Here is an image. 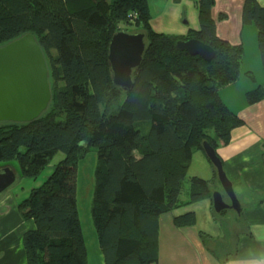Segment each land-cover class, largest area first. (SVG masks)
I'll use <instances>...</instances> for the list:
<instances>
[{"label": "trees", "instance_id": "1", "mask_svg": "<svg viewBox=\"0 0 264 264\" xmlns=\"http://www.w3.org/2000/svg\"><path fill=\"white\" fill-rule=\"evenodd\" d=\"M190 1L198 28L178 35L152 28L147 0H0V45L32 34L50 85V102L38 118L0 122V162L16 161L21 178L37 179L63 154L40 185L18 198L21 216L34 223L22 235L26 264H88L76 183L77 163L90 149L96 163L89 215L104 264H157L160 215L211 200L214 178H189L186 193L183 186L202 143L217 154L243 124L219 96L238 79L243 49L216 34L214 0ZM241 20L256 28L264 71V5L243 0ZM120 24L145 34L128 92L113 85L107 59ZM188 38L209 45L213 58L175 48ZM263 97V85L245 94L247 104ZM172 223L192 226L196 215L185 211Z\"/></svg>", "mask_w": 264, "mask_h": 264}, {"label": "crops", "instance_id": "2", "mask_svg": "<svg viewBox=\"0 0 264 264\" xmlns=\"http://www.w3.org/2000/svg\"><path fill=\"white\" fill-rule=\"evenodd\" d=\"M257 1L264 5V0ZM181 3L185 6H193L196 10L190 0H181ZM242 4L243 0H214L210 9L216 34L231 44L241 45L243 49L238 79L219 90L221 100L230 111L242 119L243 124L233 128L229 142L217 149L223 170L232 187L235 188L236 196H241L237 197L241 208L238 213L239 218L233 223L241 219L242 226L238 232L228 228L227 239L230 242L228 243L230 250L217 251L216 241L221 237L222 232L220 229L221 233L217 230L208 232L197 226L196 211L189 209L188 206L198 202L161 214L157 264H256L264 258V97L253 104H247L245 98L247 91L258 85L264 86V71L257 46L256 28L250 23L243 24L241 20ZM152 20L154 17L151 15L150 21ZM184 22L188 24L186 19ZM197 28L198 20L197 26L195 25L193 29ZM188 29L177 28L174 32L166 33L183 35ZM245 72L251 73L253 80L248 78ZM194 158L198 161L199 168L204 167L205 171L200 169L192 171V175L184 182L183 192L186 193L189 189V178L193 176L205 180L214 178L216 186L213 188L217 189L219 184H216L218 180L214 175V168L203 151L194 153L192 160ZM185 193L180 197L183 201L186 199ZM6 195H10L11 200L5 198ZM18 198V194L8 191L0 199V264H26L22 235L25 231L33 229L34 223L21 216ZM199 203H202L206 209L208 223L216 224L211 200L206 198ZM185 211L195 213L196 223L192 226L175 227L172 217ZM222 240L224 241L221 244L227 245L225 239ZM232 240H234L233 244H231ZM86 246L87 263L104 264L95 234L90 233Z\"/></svg>", "mask_w": 264, "mask_h": 264}, {"label": "water", "instance_id": "3", "mask_svg": "<svg viewBox=\"0 0 264 264\" xmlns=\"http://www.w3.org/2000/svg\"><path fill=\"white\" fill-rule=\"evenodd\" d=\"M175 48L189 55H197L210 61L214 50L195 38L178 40ZM145 49V34L141 31L129 33L116 31L110 38L107 50L111 81L124 92L133 87L132 75L142 60ZM50 102L48 70L43 52L30 33L23 34L0 45V122L26 123L38 118ZM202 151L215 170L225 202L217 189L212 191L213 211L220 213L226 209L240 212L239 201L227 178L222 162L215 150L207 142L202 143ZM15 173L10 167L0 169V194L15 181Z\"/></svg>", "mask_w": 264, "mask_h": 264}, {"label": "rangeland", "instance_id": "4", "mask_svg": "<svg viewBox=\"0 0 264 264\" xmlns=\"http://www.w3.org/2000/svg\"><path fill=\"white\" fill-rule=\"evenodd\" d=\"M147 4L149 7V13L154 17V20L150 21L152 24V28L159 32L166 33L167 31H176L177 28H193L195 25L197 26V10L194 9L193 6H185L181 3V0L179 2H175L173 0H147ZM176 11H175V10ZM188 21V24H185L184 20ZM190 26V27H188ZM120 27L122 30L134 33L139 31L135 26H125L120 24ZM188 31V30H187ZM186 31V32H187ZM199 150H196L194 153L198 152ZM193 153V154H194ZM192 154V156H193ZM63 158V154L61 152H57L52 159L49 161V163L46 165V167L43 168L42 172L39 174L37 179H29V178H21L18 175V164L16 161H11L8 163L0 162V169L3 167H10L13 172L15 173V181L13 184L4 191V193L0 194V199L4 196V194L8 191H13L14 193L19 195L20 198L26 196L29 193V190L31 187L40 185L44 179L49 175V173L52 171L54 165ZM96 163V155L93 149L88 150L82 157H80L78 163H77V183H76V203H77V209L79 212V218L81 222V226L86 238V241L89 242L90 233L94 234L93 226L91 223L90 215H89V206L90 201L92 198V191L94 186V167ZM190 167H188V171L186 174V177L188 178L191 174V172L196 171L197 169H200L201 171H205L204 167L199 168L198 161L194 158L189 162ZM209 168L210 165H208ZM198 167V168H197ZM207 171V169H206ZM187 180V179H186ZM185 185V183H184ZM233 188V187H232ZM217 190L221 191L220 186H217ZM233 191L236 193L235 188H233ZM223 196V195H222ZM240 198L241 196H236ZM5 198H10V195H6ZM4 198V199H5ZM224 199V198H223ZM225 202H229V199H224ZM189 209H195L197 218H198V224L197 226L201 229H205L208 232H212L214 230H217L218 233H221V237L217 238L216 241V248L217 251H220V249H223V251L230 250V245L228 243L229 240L227 239V232L229 231L228 228L235 229L237 232L241 229V219L239 222H234V220H238V213L234 211L233 209L226 210L223 214L214 213V220H216V224H210L208 223V217L206 213V209L202 203H196L193 205L188 206ZM220 229V231H219ZM225 239L227 245L223 246L221 242H223ZM233 241H231V244H233Z\"/></svg>", "mask_w": 264, "mask_h": 264}, {"label": "clouds", "instance_id": "5", "mask_svg": "<svg viewBox=\"0 0 264 264\" xmlns=\"http://www.w3.org/2000/svg\"><path fill=\"white\" fill-rule=\"evenodd\" d=\"M256 264H264V258H262L260 261L256 262Z\"/></svg>", "mask_w": 264, "mask_h": 264}, {"label": "flooded vegetation", "instance_id": "6", "mask_svg": "<svg viewBox=\"0 0 264 264\" xmlns=\"http://www.w3.org/2000/svg\"><path fill=\"white\" fill-rule=\"evenodd\" d=\"M221 194L223 195L222 197H223L224 199H226V198H227V197H226V196L223 194V192H222ZM226 210H228V209H226Z\"/></svg>", "mask_w": 264, "mask_h": 264}]
</instances>
